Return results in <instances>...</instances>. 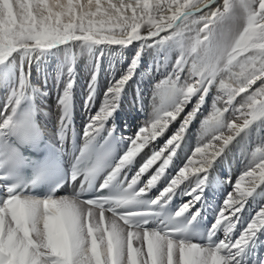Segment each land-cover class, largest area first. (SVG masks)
<instances>
[{
	"label": "bare ground",
	"instance_id": "obj_1",
	"mask_svg": "<svg viewBox=\"0 0 264 264\" xmlns=\"http://www.w3.org/2000/svg\"><path fill=\"white\" fill-rule=\"evenodd\" d=\"M228 1L203 0L191 9L172 0H0V32L12 24L18 29L17 37L0 34V72L8 68L15 87L14 107L0 111V134L14 129L25 100L35 104L41 127L67 161L101 130L117 128L122 178L173 202L178 213L203 218L221 238L199 247L158 230L128 229L104 210L78 202L85 187L65 185L54 199L63 224L53 204L39 200L25 202L24 226L0 210V248L9 264H252L250 257L264 264V209L252 217L243 206L264 207V154L258 151L264 127L260 131L257 116L236 111L245 102L242 89L264 92V77L259 80L262 74L248 61L262 67L264 57L253 52L228 65L242 51L250 22L245 3L221 10ZM146 7L147 13L166 11L155 33L134 22ZM221 11L210 54L206 42L189 56L169 38L180 23L205 36L203 25ZM43 21L77 26L59 41L49 30L41 32L37 24ZM111 22L117 29L101 33L100 26ZM92 28L103 35H89ZM161 34L166 43H158ZM50 68L63 74L61 84L52 82ZM220 120L227 126L219 127ZM30 245L49 261L35 257Z\"/></svg>",
	"mask_w": 264,
	"mask_h": 264
},
{
	"label": "rangeland",
	"instance_id": "obj_2",
	"mask_svg": "<svg viewBox=\"0 0 264 264\" xmlns=\"http://www.w3.org/2000/svg\"><path fill=\"white\" fill-rule=\"evenodd\" d=\"M107 2L110 3L111 0H106ZM203 0H179L177 2H175V0H172V2H175L174 5H183L186 4L187 7L189 8H194L195 5H198V3L202 2ZM261 1L258 2H254L253 0H229L227 6L224 9L221 10H225L227 9V7L231 4H242L245 3L247 6V10H248V15L250 16V22L248 24V26L243 30V46H242V51L238 54H236L233 58H231L230 62H229V66H233L234 64H237V62L243 60L245 57L249 58V54L250 53H261V55L264 57V30L260 31L262 28H264V15L262 14L261 16L256 15V10H261L264 11V4L260 3ZM147 9L148 7L144 8V10L141 11V15H133V18H135L134 22L139 23L140 28H142L141 25H143V28L146 30V32H151V33H155L157 31L160 30L161 25H162V21L165 20L164 17H162L164 13H166V11H158V12H151V13H147ZM170 10L171 14L174 8L169 7L168 8ZM163 10V9H161ZM161 12V13H160ZM155 14V15H153ZM222 11L221 12H217L215 14V17L211 19V23L203 25V28L201 29L202 32L204 34H206L205 36H202L201 33H199L198 28H196V30L194 31L195 28H191L190 26H188V24H183L180 23L175 27V30H173L172 32H170L171 36L169 37L172 41V43H174L177 46L178 50H186L188 52V55L190 56L192 53H194L195 51H199L200 47L202 46V44H204V42H206V46L208 49V54H210V52L212 51L211 46H212V41L213 38L215 36V32L212 30L213 26L216 25L217 20H219L222 16ZM128 16V14H127ZM173 19L176 18L175 15L172 16ZM126 18V21H128V18ZM95 21V20H94ZM94 21H90L91 23ZM199 20L196 19V22H198ZM94 25H97L96 23H94ZM118 23L111 22L110 25H106V26H100L101 29V33H104L106 35H110L111 33H113L114 30L117 29L118 27ZM12 24L10 27L11 28H7V30L3 31V28H1V32L0 34L3 33V35L7 38H12L13 37H17L18 36V32L16 30L17 29V25ZM37 26L40 28L41 32H45L46 30H49L50 35L52 37H55L56 40L62 41V39H64L66 37V35L73 30L74 28H76V24L72 25V26H66L63 25V23H58L57 25H53V24H47L44 21L40 22L37 24ZM81 26V25H80ZM191 28V29H190ZM6 29V28H5ZM65 30H67V32L65 33ZM90 30V34L93 35H100L102 36L103 34H99L95 31ZM194 31V32H191ZM72 32V31H71ZM188 32H190V41H187V34ZM162 35V34H161ZM168 40V37H166L165 35L159 36L157 38L158 43L163 42L166 43ZM245 40V41H244ZM251 62V64L253 65V68H255L257 70V72L259 74H262V76L259 77V80H262V77H264V65L262 67H260V64L253 62L252 58H249V60ZM231 69L230 67H228V70ZM227 70V71H228ZM50 71L52 73V76L50 77V79L52 80V82H54L55 84H61L62 79H63V74L62 73H58L56 72V70H54L53 68H50ZM0 80L3 83V88L0 89V107L1 110L4 113L9 112V110L12 108L13 105V95L15 92V87H13V85H11L12 83V76L13 74H11V71H9L8 68H4L3 72H0ZM6 75V76H5ZM59 78V79H58ZM246 78V77H245ZM245 78H241V79H245ZM6 80V81H5ZM60 80V81H58ZM60 82V83H59ZM7 85V86H6ZM173 87H176L175 84H172ZM177 88V87H176ZM251 90H249L248 88L242 89L241 90V94H244L243 98H244V104L241 105L238 110H236L238 112V114L241 113H245L246 111L249 113V118H255L256 116V121H260L261 125L260 126V131H261V127H264V112L262 111L263 107H264V103L261 102L262 100H258V98H264V96H262V92H259L257 88L252 89V93L247 95ZM249 98V102H247ZM263 103V104H262ZM12 110V109H11ZM10 110V111H11ZM221 108L218 109V111H220ZM219 116V115H218ZM218 126L223 128L225 126H227V122H225L224 120H220L218 121ZM223 126V127H222ZM264 129V128H263ZM262 129V130H263ZM134 132H137L134 130ZM263 132V131H262ZM259 152H262V154H264V148L263 149H258ZM261 154V153H259ZM261 154V155H262ZM255 179H253L254 181ZM256 181V180H255ZM238 183H240V181H238ZM76 196V195H75ZM241 205V203H239ZM245 206L246 209L250 208L254 211L252 216H262L260 213L263 212L264 207H260V206H256V207H251V206H246L245 204L243 205ZM6 212V211H4ZM1 222V221H0ZM262 228H264V223L261 225ZM104 230V229H103ZM25 240V238H23ZM26 242H28L27 240H25ZM30 243V242H28ZM30 251L35 254V257H41L43 259H46L47 261H49V258L45 257L44 255H40L39 253H36L35 251L32 250V247L30 245ZM38 249V248H37Z\"/></svg>",
	"mask_w": 264,
	"mask_h": 264
}]
</instances>
